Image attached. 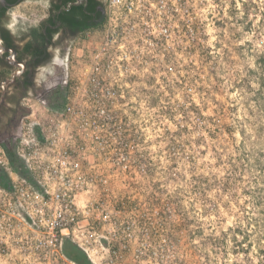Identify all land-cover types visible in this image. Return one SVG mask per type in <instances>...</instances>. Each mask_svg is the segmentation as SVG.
<instances>
[{
    "label": "rangeland",
    "instance_id": "obj_1",
    "mask_svg": "<svg viewBox=\"0 0 264 264\" xmlns=\"http://www.w3.org/2000/svg\"><path fill=\"white\" fill-rule=\"evenodd\" d=\"M37 8L26 1L10 13L30 20ZM209 10L196 49L134 85L149 112L134 117L143 131L126 150L128 170L100 165L111 179L90 197L115 195L128 210L119 219L132 222L115 264H264V0H212ZM93 36L75 46L69 72ZM26 102L23 123L50 119L41 100Z\"/></svg>",
    "mask_w": 264,
    "mask_h": 264
},
{
    "label": "built area",
    "instance_id": "obj_2",
    "mask_svg": "<svg viewBox=\"0 0 264 264\" xmlns=\"http://www.w3.org/2000/svg\"><path fill=\"white\" fill-rule=\"evenodd\" d=\"M211 4L105 0V20L90 32L91 44L76 48L81 53L61 103L41 101L50 119L22 125L14 148L24 175L0 144V166L10 179V188L0 186V264H78L64 253L65 239L92 263V252L102 264L116 263L132 239V222L119 219L128 210L115 195L90 197L111 179L100 165L128 170L126 150L143 131L134 117L149 112L147 96L134 85L146 83L149 70L175 66L182 50L196 49L198 17L207 19Z\"/></svg>",
    "mask_w": 264,
    "mask_h": 264
},
{
    "label": "flooded vegetation",
    "instance_id": "obj_3",
    "mask_svg": "<svg viewBox=\"0 0 264 264\" xmlns=\"http://www.w3.org/2000/svg\"><path fill=\"white\" fill-rule=\"evenodd\" d=\"M41 6L30 20L12 18L10 10L22 2ZM0 0V144L13 145L20 135L29 105L26 99L45 104L66 88L69 64L75 46L95 27L85 28L83 14H73V5L87 0ZM88 21L97 22V0ZM64 3L57 8L55 4ZM52 101L50 103L53 104ZM49 105V104H48Z\"/></svg>",
    "mask_w": 264,
    "mask_h": 264
},
{
    "label": "trees",
    "instance_id": "obj_4",
    "mask_svg": "<svg viewBox=\"0 0 264 264\" xmlns=\"http://www.w3.org/2000/svg\"><path fill=\"white\" fill-rule=\"evenodd\" d=\"M11 3H14L18 0H7ZM69 1V0H63L62 2ZM105 2V1H104ZM104 2L101 3V10L100 14L98 15L97 22L91 23L88 21L92 15V12H97V9H95L96 4L99 2L97 0H87V2H83L80 6H74L73 5V14L79 15L80 13L83 14V19L85 21V28L88 27H95L98 28L100 27L104 20H105V13H104ZM64 3H58L55 4V7L61 8ZM3 15V11H0V19L2 18L1 16ZM259 67L261 69L260 74V80L262 85H264V56L259 57ZM4 148L6 150L9 163L13 169H15L17 172L20 174L24 175L26 173V170L24 169L23 162L22 160L18 157L16 154L14 144L11 146H5ZM0 186H4L6 188H10V179L8 178V175L4 171V169L0 166ZM63 251L64 253L72 260L77 262L78 264H93L90 259L87 257V255L84 253L83 250H81L78 245L74 242H72L70 239H65L63 242Z\"/></svg>",
    "mask_w": 264,
    "mask_h": 264
},
{
    "label": "water",
    "instance_id": "obj_5",
    "mask_svg": "<svg viewBox=\"0 0 264 264\" xmlns=\"http://www.w3.org/2000/svg\"><path fill=\"white\" fill-rule=\"evenodd\" d=\"M0 47H1V45H0Z\"/></svg>",
    "mask_w": 264,
    "mask_h": 264
}]
</instances>
